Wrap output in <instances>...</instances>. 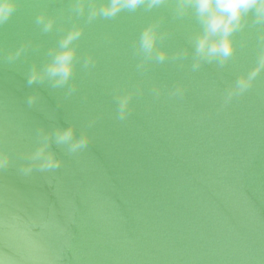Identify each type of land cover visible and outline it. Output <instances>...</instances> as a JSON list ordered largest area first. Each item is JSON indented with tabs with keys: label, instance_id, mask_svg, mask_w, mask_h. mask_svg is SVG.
Segmentation results:
<instances>
[{
	"label": "water",
	"instance_id": "1",
	"mask_svg": "<svg viewBox=\"0 0 264 264\" xmlns=\"http://www.w3.org/2000/svg\"><path fill=\"white\" fill-rule=\"evenodd\" d=\"M69 8L20 0L0 26V264H264V28L237 32L226 62L193 68L194 19L172 2L141 8L86 27L67 85L29 84ZM41 12L57 17L52 31ZM153 23L163 63L137 50ZM69 126L87 136L75 153L51 136ZM44 139L59 166L27 171Z\"/></svg>",
	"mask_w": 264,
	"mask_h": 264
},
{
	"label": "clouds",
	"instance_id": "2",
	"mask_svg": "<svg viewBox=\"0 0 264 264\" xmlns=\"http://www.w3.org/2000/svg\"><path fill=\"white\" fill-rule=\"evenodd\" d=\"M169 2L174 3V13L177 17H192L198 25V30L191 37L195 57L193 68H198L203 62H226L236 50L237 32L250 24L264 28V0H69L68 18L72 23L65 26L66 30L49 51L47 62L42 66L32 67L28 83L47 81L57 88L67 85L77 70L79 41L89 24L97 20L112 21L122 13H135L141 8L151 11ZM19 6L20 0H0V26L16 15ZM36 23L44 32H50L56 26L57 17L41 12L36 18ZM161 38L158 26L154 23L148 24L139 33L136 46L144 60L154 59L163 63L168 58L167 51L159 48ZM260 39L264 40V34ZM92 63V57L84 61L85 66ZM257 74L258 69L241 77L237 80L236 87L241 92L246 91ZM71 90L70 88L69 91ZM36 99L34 94L29 97L28 103H34ZM119 103L122 118L128 101L123 99ZM51 136L58 146H65L69 153H75L87 145V136L76 137L72 126L58 128ZM49 149L50 142L44 139L32 153L27 171H31L33 167L40 170L58 167L60 161ZM8 159V155L0 151V166L7 164Z\"/></svg>",
	"mask_w": 264,
	"mask_h": 264
}]
</instances>
